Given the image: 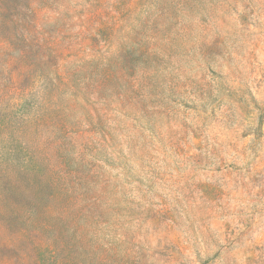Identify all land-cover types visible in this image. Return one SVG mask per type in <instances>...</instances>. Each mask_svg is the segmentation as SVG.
Wrapping results in <instances>:
<instances>
[{
  "label": "rangeland",
  "instance_id": "1",
  "mask_svg": "<svg viewBox=\"0 0 264 264\" xmlns=\"http://www.w3.org/2000/svg\"><path fill=\"white\" fill-rule=\"evenodd\" d=\"M0 264H264V0H0Z\"/></svg>",
  "mask_w": 264,
  "mask_h": 264
}]
</instances>
